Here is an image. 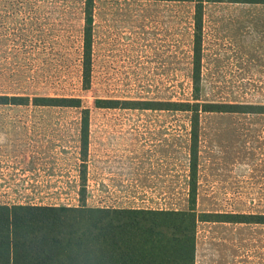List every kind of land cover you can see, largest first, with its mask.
<instances>
[{
  "label": "rangeland",
  "instance_id": "rangeland-1",
  "mask_svg": "<svg viewBox=\"0 0 264 264\" xmlns=\"http://www.w3.org/2000/svg\"><path fill=\"white\" fill-rule=\"evenodd\" d=\"M193 16L188 2L94 0L84 90V1L0 0V97L27 99L0 104V126L22 133L0 155L30 163L3 202L187 210L190 113L94 103L192 102ZM201 26L198 103L264 106V5L204 3ZM36 98L78 99L80 109ZM81 109L89 145L80 201ZM196 152L197 213L264 215V114L201 113ZM219 251L228 264H264V224L199 222L195 260L213 264L199 259Z\"/></svg>",
  "mask_w": 264,
  "mask_h": 264
},
{
  "label": "trees",
  "instance_id": "trees-1",
  "mask_svg": "<svg viewBox=\"0 0 264 264\" xmlns=\"http://www.w3.org/2000/svg\"><path fill=\"white\" fill-rule=\"evenodd\" d=\"M84 1L82 87H90L91 22L94 0ZM138 1V0H137ZM143 1V0H142ZM194 6L192 102L96 100L98 109L188 112L190 151L187 210L0 205V264H194L199 222L264 224V215L197 213L196 144L201 113L264 114V106L198 103L201 24L204 3L264 5V0H154ZM0 104L25 105L21 97H0ZM34 105L79 108L78 99L36 98ZM80 156L87 157L89 110L81 109ZM80 201L84 198L83 175ZM83 202V201H82Z\"/></svg>",
  "mask_w": 264,
  "mask_h": 264
},
{
  "label": "crops",
  "instance_id": "crops-1",
  "mask_svg": "<svg viewBox=\"0 0 264 264\" xmlns=\"http://www.w3.org/2000/svg\"><path fill=\"white\" fill-rule=\"evenodd\" d=\"M7 109H0V111H5ZM11 111H17V109H12ZM22 137L21 131H17L12 127L3 128L0 126V144H5L10 140H20ZM88 145H89V127H88ZM14 148V147H13ZM14 150V149H12ZM87 156H88V146H87ZM82 161V160H81ZM86 162L87 157L82 165V175H83V189H84V197H85V189H86ZM30 163L27 162V159L23 156L18 155H0V205L3 206H12V205H34V206H54V205H46V204H24V203H12L9 204L7 202H3L5 198L10 199L13 196L12 191L16 190L21 181L26 179L28 176V167ZM82 175H81V187H82ZM20 183V184H19ZM23 186V184H22ZM20 191V188H19ZM93 208H109V207H93ZM116 209H140V208H116ZM153 210H162V209H153ZM215 260L216 262L213 264H228L227 261L232 259L231 254L227 252H214L209 253L208 256L204 259H199V263L201 260ZM194 264H198V260H195Z\"/></svg>",
  "mask_w": 264,
  "mask_h": 264
}]
</instances>
